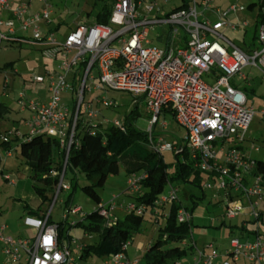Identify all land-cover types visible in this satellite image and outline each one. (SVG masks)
Segmentation results:
<instances>
[{
    "label": "built area",
    "instance_id": "1",
    "mask_svg": "<svg viewBox=\"0 0 264 264\" xmlns=\"http://www.w3.org/2000/svg\"><path fill=\"white\" fill-rule=\"evenodd\" d=\"M189 1L193 4L186 8L168 13L160 9L152 16L157 5L155 0H116L109 24L79 22L62 42L53 33L41 35L39 24L51 22V5L46 3L41 12H36L29 9L31 3L22 0L13 10L14 19L20 20L28 12L21 21V28L24 31L32 29L34 37L22 36L21 40H17L42 47L51 58L57 59L61 55L63 59L58 70L49 75L47 100H30L24 104L23 109L32 112L27 124L28 136H56L69 149L83 99L79 97L73 114V109L62 101V93L70 86L67 75L87 60L80 93L84 91L86 80L95 79L97 74L107 88L128 91L136 99L143 96L149 114L147 131L151 144L162 152L178 153L183 151V146L167 140L165 134H158L157 139L153 137L155 125L160 124L163 131L168 128L165 113L171 112L178 124L187 130L186 146L196 165L210 174L203 187L211 191L214 199L220 200L218 205L224 209L223 216H249L256 223V230L260 231L261 221H264V175L253 173L257 163L240 146L257 111L249 104L247 94L230 83V78L241 74L242 78L248 79L242 70L250 63L264 73V25L258 29L260 46L250 52L236 45L221 31L249 25L238 15L236 19L229 17L231 13L238 14L244 8L242 5L233 4L227 10L218 9L216 20H202L197 1ZM202 3L210 6L211 0ZM9 6L8 0H0L1 39H11L15 35L14 19H2L3 10ZM160 23L171 25L167 48L151 46L148 39L151 28ZM2 26L7 27L8 33L2 32ZM73 51L76 53L69 59ZM214 68L224 75L214 84H208L203 75L212 73ZM36 81L44 82L45 79L38 76ZM100 101L106 106H115V101L106 95H102ZM84 111L90 119L97 115L92 104H86ZM260 113L264 116V106ZM71 119L69 129L67 124ZM113 123L124 128L123 119L118 118ZM143 177L139 173L130 175L128 188L132 192L139 191ZM58 187L59 193L62 188L69 189L70 185L62 176ZM117 198L118 195H115L109 202L100 204L102 215H112ZM179 199V186L169 184L156 204L165 208ZM127 209L143 213L147 208L145 204L131 202ZM70 212L84 216L79 206ZM49 214L24 219L26 225L37 230L36 236L14 237L6 234V225L0 227V242L4 245L3 254L6 256L4 264H79V259L73 256L71 243H61L58 224L48 221ZM178 218L181 222L190 221L193 213L181 208ZM73 241L78 249L82 248L77 240ZM207 248L211 250L199 248L196 251L192 264H214V259L220 255L219 250L212 241ZM224 256L231 259L221 264H264V239L261 234L245 240L233 237ZM106 264H140V259H130L126 252H119L112 255ZM174 264L184 263L177 260Z\"/></svg>",
    "mask_w": 264,
    "mask_h": 264
},
{
    "label": "rangeland",
    "instance_id": "2",
    "mask_svg": "<svg viewBox=\"0 0 264 264\" xmlns=\"http://www.w3.org/2000/svg\"><path fill=\"white\" fill-rule=\"evenodd\" d=\"M9 3H21L22 0H8ZM157 2L156 9L151 13L156 15L161 9L163 12H170L184 4L185 0H155ZM187 1V0H186ZM200 19H217V10H227L231 5L236 4L243 6L238 14L231 13L229 17L246 19L249 25L242 28L230 29L224 28L226 37L232 40L242 49L252 52L257 48L255 38V18L256 11H250L246 7L252 0H211L210 6L203 5L204 0H196ZM32 3L33 7L42 11L46 3L51 5V13L49 15L50 23H40L41 35L53 33L54 37L59 41H64L69 31L79 22L92 21V17L87 16L91 10L95 13L102 4V1L95 5V0H27ZM193 4V3H190ZM160 12V11H159ZM2 19H6L5 15ZM18 20H14L15 33L11 39L0 38V102L11 107V112L3 118H0V130L4 133L16 136V134H28L29 127L27 121L31 118L30 109H23L24 104L30 100H47L49 96L48 85L50 73L58 70L62 62V56L57 59L49 57L42 47L20 41L21 37L33 38L31 30L24 31L20 28ZM171 25L169 23H160L151 28L148 39L151 46L167 48V40L169 38ZM1 30L6 33L7 27L2 26ZM258 34V32H257ZM16 39V40H13ZM20 39V40H17ZM76 52L69 54L72 59ZM78 69V66H76ZM75 71V70H74ZM74 71L67 77L70 85L62 93V101L71 109L77 105L78 99H83L82 112L86 119L97 123L102 122L104 126H113L115 120L124 119V116L130 113L134 107V96L128 91L107 88L100 81L99 77L86 80L85 94L81 92L82 81L80 85L73 88ZM242 73L248 77L244 79L241 74L231 76L230 83L247 94L249 104L256 108V115L252 119L250 127L246 133V139L240 143L243 150L253 159L264 161V116L260 113L264 106V73L254 64L246 65ZM224 75L220 70L213 69L212 73L203 75V80L208 84H214L216 80ZM43 76L44 82H37L36 78ZM84 77V76H83ZM102 95L115 101V106H106L101 101ZM76 101V103H75ZM26 102V103H25ZM86 104H92V109L97 112L96 118L87 117L84 111ZM86 110V109H85ZM165 117L169 123L166 130H162L160 124L155 125L154 134L163 133L167 140L173 143H185L187 130L175 120L171 112H166ZM84 118V117H83ZM82 121L85 124L86 120ZM163 117H161V120ZM136 124L143 130H148L150 126L149 116L144 107L141 108V115L138 117ZM256 147L258 149H256ZM2 161L0 163V227L6 225V234L14 237H32L36 236L37 230H33L25 225L24 219L32 214L30 211L43 212L46 215L51 214V218L55 222H68L81 219L80 214L70 212L71 208L79 206L85 215L90 214L99 207V203L89 196L81 187L76 189H63L58 193V188L47 190L49 199L43 202L42 197L36 191V182L31 176L30 168L24 163L18 147H14L11 151H2ZM163 156L168 163L169 172L174 171V162L176 161L173 151H164ZM2 170V172H1ZM71 172H69L66 183L70 185ZM79 185L88 183L89 181L84 174L78 173ZM129 176L124 167L121 166L119 173L109 175L106 184L99 189L101 203L109 202L113 196L118 195L116 205L112 209V215L115 218L124 219L128 214L127 205L135 200L137 192H132L128 187ZM203 184L193 185L191 183L181 182L180 198L185 206L193 208L194 226L191 232L193 239L189 238L188 242L194 245V251L188 253L181 261L185 264H192V257L199 248H207V244L213 240L217 249L224 252L230 247L232 237H240L243 240L250 239L253 234L249 231L256 229V223L249 216H237L235 218L224 217V209L221 205H216L212 193L209 190L203 192ZM198 201L195 205L193 200ZM39 208H41L39 210ZM170 205L165 208L169 212ZM68 215V216H67ZM34 217V216H32ZM248 221L247 230H243L240 226ZM165 219L162 217L161 223L164 224ZM159 223L151 216L150 210L146 212L145 220L139 230L132 234L131 244L128 246L129 256L134 258H142L145 250L151 242L158 237ZM261 233L264 232V222L261 221ZM71 249L73 256L79 259V249L73 240H77L78 244L94 243L97 241L96 234H85L81 227L71 229ZM66 237V236H65ZM68 242V236L65 238ZM64 242V241H63ZM3 243L0 242V264L6 262V256L3 254ZM211 249H208L210 251ZM109 259L107 255H91L87 260H80V264H106ZM230 257L220 255L214 259V264H221L224 260H230ZM8 264H23L11 262Z\"/></svg>",
    "mask_w": 264,
    "mask_h": 264
},
{
    "label": "trees",
    "instance_id": "3",
    "mask_svg": "<svg viewBox=\"0 0 264 264\" xmlns=\"http://www.w3.org/2000/svg\"><path fill=\"white\" fill-rule=\"evenodd\" d=\"M100 1H102L101 7L95 13L93 10L87 13L88 18L92 17L93 19L87 23H110V15L116 0H95V5ZM189 5L190 1L185 0L184 4L176 9L186 8ZM246 8L250 11H256L255 38L258 48L260 43L257 32L259 27L264 25V0H252ZM86 67L87 60L81 62L78 69H75L72 81L74 89L77 85H80ZM92 69L95 70V67ZM83 94H85V88ZM141 102L145 105L144 97H137V103L134 102L136 104L130 113L124 116V128L118 127L114 123L113 126H104L102 122L94 123L86 119L81 105L69 149L67 146L62 145L60 138L56 136L36 134L29 137L28 134H16L12 137L10 133H4L0 130V163L2 161V151H11L15 146L18 147L24 163L31 170V176L36 182V191L42 197L43 202L49 199L47 190L58 188L61 177L63 176L65 181L69 172H71L70 187L73 186L74 189L81 187L99 203L98 208L78 219L74 224L68 222V227L65 222L53 221L51 214L48 216L50 223L58 224L61 243L66 241L67 236L69 238L68 243H71V229L74 227H81L84 229L85 234H96L98 236L97 241L94 243H82V248L79 249V264L80 260H87L93 254L107 255L109 258L119 252H126L127 254L128 247H124L131 244L132 234L139 230L145 220L146 212L149 210L154 220L159 223L158 237L151 242L142 258H139L140 264H174L177 260H181L188 253L194 251V245L188 242L189 238L193 239L191 229L194 226V214L190 221L181 222L178 218L181 208L192 212L194 206L192 208L185 206L180 198L179 201L171 204L169 212H166V207H158L156 200L166 192L169 184L180 186L181 182H185L202 186V183L210 177V174L208 175L196 165V160L192 158L186 142L177 143L183 146V151L174 152L176 158L175 168L173 172H169L168 163L164 159L163 152L151 144L149 132L141 129L136 124L138 117L141 115L137 106ZM75 108L76 105L73 107V114ZM11 110L10 106L0 102V118L8 115ZM83 117L86 120L85 124H82ZM72 121L73 119L70 121L69 129ZM153 137H156L154 132ZM255 161L257 164L253 173L264 175V161L256 159ZM121 166L124 167L128 176L137 173L144 175L133 202L145 204L147 208L143 213L128 211L124 219L115 218L113 215L104 216L100 212L101 196L99 189L105 186L109 175L119 173ZM78 173L84 174L89 182L79 185L77 181ZM202 188L205 192L204 187ZM214 201L216 205L220 202L219 199H214ZM193 202L195 205L198 204L195 199ZM30 212L39 217H46L43 212ZM162 217L165 219L164 224L161 223ZM240 228L244 231L247 230L243 226H240ZM249 231L253 236L261 234L264 239V232L261 233V229L260 231L249 229ZM215 247L217 248V245ZM219 253L224 255L223 251H219ZM238 264L247 263L241 262Z\"/></svg>",
    "mask_w": 264,
    "mask_h": 264
},
{
    "label": "crops",
    "instance_id": "4",
    "mask_svg": "<svg viewBox=\"0 0 264 264\" xmlns=\"http://www.w3.org/2000/svg\"><path fill=\"white\" fill-rule=\"evenodd\" d=\"M18 5H19V3H10V6L8 7V8H6V9H4L3 10V13H2V16L3 15H5V17H6V21L7 20H11V19H14L15 17H14V15H13V10H15L17 7H18ZM29 9L30 10H32V11H36V12H38V10H36L34 7H33V4L31 3L30 5H29ZM27 15H28V12L27 13H25L23 16H22V19H20V20H18V19H14V20H18L20 23H21V21L23 20V19H25L26 17H27ZM233 19H235V18H233ZM214 20H216V19H214ZM18 22V24H19V28H20V23ZM77 26V25H76ZM75 26V27H76ZM74 28V27H73ZM72 28V29H73ZM71 29V30H72ZM70 30V31H71ZM31 31H32V29H31ZM69 31V32H70ZM6 33H8V29H7V31H6ZM16 35V34H15ZM17 36V35H16ZM70 74V73H69ZM69 74L67 75V77L69 76ZM48 89V88H47ZM43 101H46V100H43ZM134 102H136L137 103V99L136 100H134ZM136 103H134V105L136 104ZM145 103V102H144ZM143 102H141L140 104H138V106L137 107H139V110H140V112H141V108L143 107ZM144 109H146V103H145V105H144ZM148 113V112H147ZM94 118H96V117H94ZM70 121H68V124H67V126H69L70 125ZM27 124H28V121H27ZM28 216H30V217H32V216H34V217H39V216H36V215H33V214H30V215H28ZM246 221H244V223L241 225V226H243V227H245L246 229H247V227H248V224H246L245 223ZM26 225V224H25ZM27 227H29V228H32L33 230H36L34 227H31L30 225H26ZM28 237V236H27ZM127 254H128V250H127ZM128 256H129V254H128ZM130 257V256H129ZM131 258V257H130ZM185 264V263H184Z\"/></svg>",
    "mask_w": 264,
    "mask_h": 264
},
{
    "label": "water",
    "instance_id": "5",
    "mask_svg": "<svg viewBox=\"0 0 264 264\" xmlns=\"http://www.w3.org/2000/svg\"><path fill=\"white\" fill-rule=\"evenodd\" d=\"M83 86H84V84H83Z\"/></svg>",
    "mask_w": 264,
    "mask_h": 264
}]
</instances>
